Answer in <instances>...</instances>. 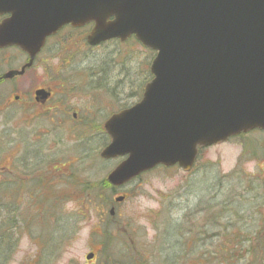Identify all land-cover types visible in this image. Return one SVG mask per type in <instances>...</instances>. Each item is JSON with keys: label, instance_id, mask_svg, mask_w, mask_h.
Wrapping results in <instances>:
<instances>
[{"label": "rangeland", "instance_id": "374dc122", "mask_svg": "<svg viewBox=\"0 0 264 264\" xmlns=\"http://www.w3.org/2000/svg\"><path fill=\"white\" fill-rule=\"evenodd\" d=\"M86 35L65 30L35 64L32 60L34 67L22 80L30 81L32 91L50 79L55 81L50 86H60L67 116L57 136L46 137L51 128L46 120L38 123L49 114L45 107L28 115L29 106L19 104L12 107L15 115L0 114V176L13 152L17 156L27 148L28 157L34 147L45 158L60 150V161L40 167L45 180L23 184L26 222L17 219L19 246L10 264H104L105 257L111 264H258L264 257V132L204 150L189 174L158 168L112 194L105 190L106 183L112 188L107 178L122 160L100 158L110 142L104 125L110 113L139 102L154 55L135 41L88 50ZM10 54L6 60L0 55V71L20 68L23 59ZM12 85L8 93L21 95L30 88L18 80ZM74 114L81 117L71 121ZM84 119L91 124L82 125ZM81 126L86 133L67 138ZM46 145L50 151L42 149ZM72 156L74 165L68 162ZM121 196L126 199L116 202ZM90 253L96 255L93 261L86 259Z\"/></svg>", "mask_w": 264, "mask_h": 264}, {"label": "water", "instance_id": "95a60500", "mask_svg": "<svg viewBox=\"0 0 264 264\" xmlns=\"http://www.w3.org/2000/svg\"><path fill=\"white\" fill-rule=\"evenodd\" d=\"M4 15L0 48L32 60L67 25L94 24L93 47L135 37L156 53L141 102L105 126L111 143L101 158H125L112 186L159 166L188 173L198 148L264 131V0H0Z\"/></svg>", "mask_w": 264, "mask_h": 264}, {"label": "flooded vegetation", "instance_id": "af4514ba", "mask_svg": "<svg viewBox=\"0 0 264 264\" xmlns=\"http://www.w3.org/2000/svg\"><path fill=\"white\" fill-rule=\"evenodd\" d=\"M8 18H9V16L0 17V24ZM61 34L62 33L60 32L57 35H54L47 40L46 45L43 48V50L38 55L35 56L34 62H33L34 64L43 55V53L46 51V49L48 48L50 43L52 41L53 42L57 41ZM11 51L16 52V54H18L21 57V59H23V62L21 64L20 68H18V69H15V70L8 69L6 72H4L6 70V68H4L3 71H0V89L3 90V91L0 90V93L6 91V95L0 96V104L1 103H7V106L5 108H3V105L1 106L0 114H2V115H15L11 112L12 107L19 105V104L29 106L28 109H29V111H31V114L28 113V115H33V112L44 111L46 109H44L43 107H45V108H47L46 111H48L47 113H49V114L47 115V113H46L47 116H45V114H44V118L40 119V121H38V123L40 122V125H42L41 124L42 121H45V120L47 121L46 123L49 125L51 130H50L49 134L46 135V137H49L52 135L57 136L59 134L58 130H60L65 123V117L64 116H67V115H65V108L63 106L64 104H63L62 96L59 94L60 86L59 85L50 86L49 85L50 82H55V81L50 79L49 82L47 81L48 84H46L44 87H40V88L32 91L31 89H33V87L31 88L30 81H26V79L24 81H22L24 78L27 77V75L29 74L28 72L31 71L34 67V65H31V63H32L31 54L24 52V51H22L16 47H8V48L0 49V55L10 54ZM6 55H5V58H3L1 60L10 59L9 57H6ZM58 55H59V52L56 55L54 54L52 56L58 57ZM10 56H11V54H10ZM45 59L47 60V58H45ZM41 64L46 65L47 63L43 61V62H41ZM2 66H3V64H0V68ZM63 69H64V67L61 66L58 71L61 72ZM14 71L18 72L19 74L15 75L12 78H5L6 75H8L10 72H14ZM49 71H52V70H49ZM17 80H18V83L22 82V83H24V85H29L30 88L27 90V92L22 93L21 95H18L17 90L14 94H13V92L8 93V90H9L8 86L9 85L14 86V85H12V83H14ZM104 86L105 85H102V87H104ZM85 88L90 89L89 86H85ZM49 106H51V107L48 110ZM102 109L106 110L105 108H102ZM103 110L100 109V111H103ZM114 113L115 112H112V113H110V115H113ZM58 115H62V117L60 118V116H58ZM83 115H86V114H83ZM90 115H96L95 111H94V113H90ZM78 117L80 118L81 116H77V114L76 115L74 114L71 121H75L76 118L78 119ZM88 123L91 124V119L89 120V122H87L86 120H85V122L83 121L82 125H85L87 127ZM85 130L86 129H84L83 126L76 128V129H72V131L68 132L67 138L72 140L71 137L72 138L79 137L81 133L85 132ZM78 139H80V138H78ZM59 140L63 141L64 139L62 137H59ZM15 143L8 144V145H14ZM42 149H45V152L50 151V150H48L47 145ZM33 150H36L37 152H33L32 155L31 156L28 155V157L37 158L35 165H33L29 161L28 157L25 156V154L27 153V148H24L25 153H20V155L18 154L16 156L13 152V154L11 156L9 155L7 157V158H9V166L2 168L1 171H3V172L1 173V176H0L1 177L0 178V184H2V183L16 184L17 182H20L21 180L22 181H28L31 177L35 178V180H38V181L45 180V177L43 176L44 172H42L40 170V167L43 165L49 166V164L51 162L60 161L58 158V154H59L60 150H58L56 153H53V155H48V154L45 155L46 156L45 158H42V156L38 153V151L42 152L41 149H34V147H33ZM68 162L73 163V165H74L77 162L76 157L75 156L70 157ZM24 163L28 166L27 168H24ZM51 168H53L58 173L62 174L61 169L58 166H56L55 163H52ZM57 177H61V176L57 175ZM121 198H124V200L126 199V197H124V196H121ZM113 209H114V213H115L116 212L115 208H113Z\"/></svg>", "mask_w": 264, "mask_h": 264}, {"label": "trees", "instance_id": "16d2710c", "mask_svg": "<svg viewBox=\"0 0 264 264\" xmlns=\"http://www.w3.org/2000/svg\"><path fill=\"white\" fill-rule=\"evenodd\" d=\"M99 73H100L99 71H96L94 75H97ZM33 152H37V151L33 150ZM28 159L33 165H35L37 158L28 157ZM27 167L28 166L24 163V168ZM28 181L21 180L20 182L16 183V186L9 187V189L7 188L6 190L4 186L2 185L0 186V264H10L19 246V240L15 236L17 219L18 222L19 221H22L23 223L26 222L25 219L21 217V211L23 210L22 208L25 205L23 200L20 198V196L22 195L23 184L32 183V182H42L35 180V178L33 177H31ZM7 184H9L10 186V183ZM105 190L111 191L112 194L115 193L114 188L109 187L107 183ZM16 196L18 200L15 198ZM103 200L107 202L105 197L103 198ZM247 240L249 244L251 242V239L247 238ZM253 249L254 248L251 249V252L253 251ZM261 252L264 253L263 249L260 251V253ZM104 259H105L103 261L104 264H111L108 262L107 257H105ZM243 260H246V257ZM250 264H256V263H250ZM258 264H264V257L260 258Z\"/></svg>", "mask_w": 264, "mask_h": 264}]
</instances>
